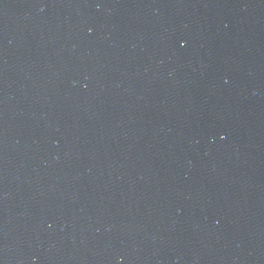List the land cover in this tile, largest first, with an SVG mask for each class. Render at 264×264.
<instances>
[{
    "label": "water",
    "instance_id": "1",
    "mask_svg": "<svg viewBox=\"0 0 264 264\" xmlns=\"http://www.w3.org/2000/svg\"><path fill=\"white\" fill-rule=\"evenodd\" d=\"M0 264H264V0H0Z\"/></svg>",
    "mask_w": 264,
    "mask_h": 264
}]
</instances>
